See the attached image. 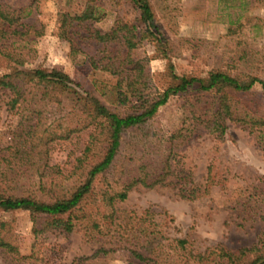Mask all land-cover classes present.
I'll use <instances>...</instances> for the list:
<instances>
[{
	"label": "rangeland",
	"instance_id": "rangeland-1",
	"mask_svg": "<svg viewBox=\"0 0 264 264\" xmlns=\"http://www.w3.org/2000/svg\"><path fill=\"white\" fill-rule=\"evenodd\" d=\"M148 2L153 35L142 32L137 10L124 0H0V8L14 9L32 26L27 40L13 44L23 47L25 69L64 72L82 97L93 95L116 113L139 102L129 95L119 103L122 91L153 98L172 84L169 66L177 76L220 70L264 79V0ZM85 3L94 6L95 18L69 22ZM124 23L143 36L127 52L118 41L90 35ZM74 97L51 104L30 86L25 100L8 109L0 91L2 194L50 202L84 180L103 140L90 139L98 127ZM223 104L231 115L219 117L221 133L211 131L208 120ZM262 120L264 92L257 84L243 92L193 85L169 95L152 117L122 132L111 165L69 214L0 209V240L7 244L0 264H200L193 258L198 252L235 251L264 239ZM189 192L190 198L180 195Z\"/></svg>",
	"mask_w": 264,
	"mask_h": 264
},
{
	"label": "trees",
	"instance_id": "trees-1",
	"mask_svg": "<svg viewBox=\"0 0 264 264\" xmlns=\"http://www.w3.org/2000/svg\"><path fill=\"white\" fill-rule=\"evenodd\" d=\"M128 1L137 10L138 21L143 26V31L148 35H153L150 31L152 24V12L148 0H124ZM1 6V5H0ZM3 6L0 8V64L3 65L4 71L0 73V91L6 94L7 107L13 109L15 105L22 100H25V95L29 92V88L35 92L42 100H49L51 104L59 103L63 95L69 96V99L73 96L75 103L81 108L87 107V114L92 120H95L97 130L95 133H89L90 139H95L96 136H102L103 147L97 160L94 162H87L88 169L85 172L84 180L68 194L59 195L54 198L53 201L37 200L29 196H17L11 194H2L0 192V209L2 210H27L31 215L42 216H56L64 213L69 214L78 204L83 200L88 193L91 185V181L94 176L111 165L116 152L120 145V137L122 132L133 126H138L153 116L156 109L165 103L169 95H173L177 92L187 90L189 87L195 85L200 91H207L210 89L220 90L222 88H231L233 91H247L254 84L259 85L260 90L264 92V79H260L256 76L246 75L244 78H238L231 76L224 71L212 70L209 71L205 77H192V76H177L171 66H169V75L173 79L172 84L167 86L161 93L156 94L153 98L140 97V91L132 92L127 90L126 92L119 93V103H125L131 96L136 95V99L139 101L132 111L127 113H116L109 110L104 104H102L95 96L88 93L85 96H81L78 91L74 89L72 80L64 72L51 70L45 71L39 68L25 69L23 67L25 57L22 54L23 47L19 45L13 46L15 42L23 43L29 37V31L32 26L26 25V22L22 20L23 17L15 15L14 9H6ZM94 6H90L87 3L83 4L81 10L75 12L70 21H76V23L92 20L95 18ZM27 14V12L25 13ZM24 16V15H23ZM134 26L122 24L119 29L111 28L108 32L99 33L96 30H92L90 35L93 39L100 42H120L125 51L134 48L138 41L143 37L136 36L134 33ZM117 30H122L118 33ZM121 33V34H120ZM157 43L160 42L157 40ZM25 55V54H24ZM118 65L115 66L117 69ZM37 101V100H35ZM74 103V104H75ZM222 104V103H221ZM221 110L217 108L214 112L213 119L208 120L207 127L209 130L219 131L221 133L223 125L219 120V117L226 115L230 117L229 108L223 104ZM223 116L220 117V119ZM264 125V120L261 121ZM96 127V126H95ZM89 150V143H86L81 151V157L77 158L78 169L83 167V159L86 158V152ZM264 154V145L262 146ZM6 173L4 170H0V188L5 182ZM192 192V191H191ZM189 192L180 194L183 197H192ZM53 195V194H50ZM119 199L125 197V190L118 191L115 194ZM114 196H109L107 199H112ZM65 229H70V224L66 222L64 224ZM185 242L184 239H177L176 243L182 245ZM7 246L0 240V247ZM135 257L142 258L140 254L134 253ZM246 255H250V258L243 261ZM196 257V261L200 264H209L215 262L216 264H264V239H258L257 242L251 244L248 247H241L235 251H227L222 248H218L216 251L210 250L208 252H198L193 255ZM109 264V263H108ZM125 264H138L131 261Z\"/></svg>",
	"mask_w": 264,
	"mask_h": 264
}]
</instances>
